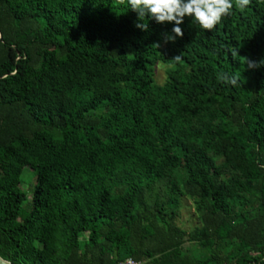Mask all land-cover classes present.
<instances>
[{
    "label": "trees",
    "instance_id": "16d2710c",
    "mask_svg": "<svg viewBox=\"0 0 264 264\" xmlns=\"http://www.w3.org/2000/svg\"><path fill=\"white\" fill-rule=\"evenodd\" d=\"M136 22L116 0H0V259L264 264V0L175 42Z\"/></svg>",
    "mask_w": 264,
    "mask_h": 264
},
{
    "label": "clouds",
    "instance_id": "9594fccd",
    "mask_svg": "<svg viewBox=\"0 0 264 264\" xmlns=\"http://www.w3.org/2000/svg\"><path fill=\"white\" fill-rule=\"evenodd\" d=\"M117 4L130 7L131 11L137 13L138 22L135 27L147 32L149 25L144 21L154 20L157 24L170 23L174 27L171 34H165V42H175L177 38L183 37V24L185 17L192 18L193 23L206 31H213L225 17L232 14L233 8L243 11L251 0H116ZM159 47V44H156ZM233 55L239 56L238 51ZM240 57V56H239ZM248 68L258 67L255 62L241 57ZM166 68H174L182 62L181 55L167 60ZM227 82L235 85L236 77H224Z\"/></svg>",
    "mask_w": 264,
    "mask_h": 264
},
{
    "label": "rangeland",
    "instance_id": "374dc122",
    "mask_svg": "<svg viewBox=\"0 0 264 264\" xmlns=\"http://www.w3.org/2000/svg\"><path fill=\"white\" fill-rule=\"evenodd\" d=\"M169 68L161 64H155L153 67L152 80L155 85H162L165 81L166 72ZM33 187V173L24 168L21 172L19 179V190L24 195L21 207V217L29 209V201L31 195V188ZM20 217V218H21ZM173 225L181 231H191L195 228H199L200 223L198 221V214L194 210L193 203L190 199L182 197L178 201L177 213L173 218ZM85 236L81 235L79 240L84 241ZM183 247H186L184 245Z\"/></svg>",
    "mask_w": 264,
    "mask_h": 264
},
{
    "label": "built area",
    "instance_id": "2783aa9c",
    "mask_svg": "<svg viewBox=\"0 0 264 264\" xmlns=\"http://www.w3.org/2000/svg\"><path fill=\"white\" fill-rule=\"evenodd\" d=\"M117 264H140V263L137 262V261H134L131 258H127V259H125V260H123V261H121V262H119Z\"/></svg>",
    "mask_w": 264,
    "mask_h": 264
},
{
    "label": "water",
    "instance_id": "95a60500",
    "mask_svg": "<svg viewBox=\"0 0 264 264\" xmlns=\"http://www.w3.org/2000/svg\"><path fill=\"white\" fill-rule=\"evenodd\" d=\"M0 264H10V263H8V262L3 261V260L0 259Z\"/></svg>",
    "mask_w": 264,
    "mask_h": 264
}]
</instances>
